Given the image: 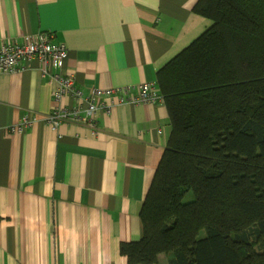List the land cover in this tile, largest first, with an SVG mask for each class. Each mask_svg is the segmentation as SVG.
<instances>
[{"label":"crops","instance_id":"crops-1","mask_svg":"<svg viewBox=\"0 0 264 264\" xmlns=\"http://www.w3.org/2000/svg\"><path fill=\"white\" fill-rule=\"evenodd\" d=\"M198 1L0 0V42L54 32L85 95L157 84L213 25L194 11ZM56 87L38 60L0 73V264H129L120 247L143 236L141 210L171 132L168 108L117 104L98 112L97 131L79 122L54 129L42 118ZM29 114L39 119L13 130ZM155 264H170L169 255Z\"/></svg>","mask_w":264,"mask_h":264},{"label":"trees","instance_id":"trees-1","mask_svg":"<svg viewBox=\"0 0 264 264\" xmlns=\"http://www.w3.org/2000/svg\"><path fill=\"white\" fill-rule=\"evenodd\" d=\"M213 25L157 75L171 132L129 264H264V0H199ZM191 195V196H190Z\"/></svg>","mask_w":264,"mask_h":264},{"label":"built area","instance_id":"built-area-1","mask_svg":"<svg viewBox=\"0 0 264 264\" xmlns=\"http://www.w3.org/2000/svg\"><path fill=\"white\" fill-rule=\"evenodd\" d=\"M53 38L54 32L42 31L35 35H24L22 41L2 40L0 73L24 70L33 60H38L42 74L51 77L57 84L54 91V106L42 118L54 129L63 123L79 122L97 131L96 117L100 111L109 113L114 105L123 103L138 105L164 102L157 84L150 82L137 86L96 88L85 95L75 85V74L65 70L69 56L67 46L54 42ZM65 99L73 100L75 105L65 104ZM38 119L39 115L29 114L22 119L21 124L14 126L13 130L29 127Z\"/></svg>","mask_w":264,"mask_h":264},{"label":"rangeland","instance_id":"rangeland-1","mask_svg":"<svg viewBox=\"0 0 264 264\" xmlns=\"http://www.w3.org/2000/svg\"><path fill=\"white\" fill-rule=\"evenodd\" d=\"M191 196V195H190Z\"/></svg>","mask_w":264,"mask_h":264}]
</instances>
